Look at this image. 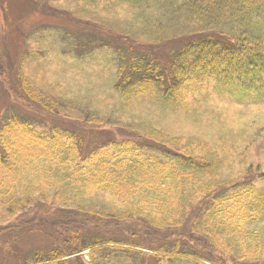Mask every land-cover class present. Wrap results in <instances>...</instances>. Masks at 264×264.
I'll return each mask as SVG.
<instances>
[{
	"label": "trees",
	"instance_id": "trees-1",
	"mask_svg": "<svg viewBox=\"0 0 264 264\" xmlns=\"http://www.w3.org/2000/svg\"><path fill=\"white\" fill-rule=\"evenodd\" d=\"M93 1L101 6H128L130 16L123 17L125 10L116 21L135 22L126 31L121 26L94 29L99 37L113 42V89L121 101L158 98L160 89L167 94L161 100L168 110L180 106L183 110L189 98L207 90L234 98L264 96V0ZM51 9L39 6L38 14L63 19L65 27L71 24L66 21L71 19ZM138 26L142 33L135 29ZM20 85L27 101L34 104L31 87L21 79ZM155 134L140 133L138 138L172 149L169 156L133 139L83 151L78 137L69 140L58 131L42 133L9 114L0 124V208L7 217L22 212L24 216L23 200L28 203L26 197L40 191L50 192L52 201L79 207L95 194L105 195L122 209L114 217L119 237L87 242L90 238L83 229L66 224L53 240L60 249L35 253L17 264H93L95 260L110 264L109 250L114 246L138 253L146 249L142 252L146 257L155 255L157 263L162 257L164 261L182 258L195 264H232L220 255L225 249L238 261L235 264L264 259V229L247 228L264 220V193L255 184L264 181V171L250 166L226 181L227 190L216 191L214 151L198 152L199 145L189 138L170 137L164 131ZM27 168H34V183L22 181ZM190 215L202 222L204 237L211 242L205 243L202 252L182 245L178 238L185 235L181 233L172 234L175 241L168 242L170 235L164 234L161 242L151 241L154 235L150 236L149 228L154 231L171 221L184 224L193 218ZM1 216L5 222V213ZM148 221L151 227L146 226ZM145 237L147 243L136 241ZM187 238L194 239L193 235Z\"/></svg>",
	"mask_w": 264,
	"mask_h": 264
},
{
	"label": "rangeland",
	"instance_id": "rangeland-1",
	"mask_svg": "<svg viewBox=\"0 0 264 264\" xmlns=\"http://www.w3.org/2000/svg\"><path fill=\"white\" fill-rule=\"evenodd\" d=\"M39 6L56 9L63 17L71 19L66 21L72 25L66 24L65 27L61 23L65 21L63 19L40 16ZM118 8L111 3L101 6L93 0H0V124L9 114H15L39 132L50 134L58 131L69 140L78 137V146L83 151L133 139L169 156L172 149L154 146L139 139L138 135L152 133V136H157L155 132L164 131L170 137L189 138L199 145L198 152L209 148L215 152L217 185L213 189L216 191L227 190L226 181L234 180L250 166L258 165L264 171V96H240L238 99L207 90L204 95L199 93L193 99L189 98L183 110L181 106L168 110L161 100L167 94L160 89V104L158 98L152 96L126 102L118 98L113 89V42L102 39L94 30L117 26H121L123 31L129 30L134 21H116L129 8ZM129 14L123 17H129ZM135 29L142 33L140 26ZM20 79L31 87L36 98L34 104L27 101ZM260 142L261 147L258 145ZM26 170L22 181L34 183V168ZM37 175L43 181L41 172ZM255 184L264 193V181H256ZM46 193L40 191L29 195L26 197L28 203L23 200L27 212L24 216L22 212L15 217H7L8 213L0 208V264H17L35 253L46 255L50 250L60 249V243L53 240L57 241L55 234L66 229V224L83 229L90 238L87 242L119 237L114 217H118L122 209L108 196L95 194L79 207L63 200L52 201V194ZM1 213H5V222H1ZM163 223L160 221L158 224ZM201 224L193 217L184 224L183 221H171V224L154 228V231L149 228L148 232L152 233L150 236L154 235L151 241L155 243L164 240L159 238L162 234L170 235L168 242L175 241L171 237L173 233L184 234L178 238L181 244L202 252L205 243L209 246L211 242L204 237ZM151 225L150 221L146 223L147 227ZM247 228L261 231L264 220ZM188 235H193L194 239H188ZM136 241L147 243L148 238ZM139 251L111 247L110 264L193 262L182 258L164 261L159 257L160 262L157 263L155 255L146 257L143 253L146 249ZM220 255L226 262H238L227 249ZM83 258L89 261L86 252ZM244 262L264 264V259ZM104 263L95 260L93 264Z\"/></svg>",
	"mask_w": 264,
	"mask_h": 264
}]
</instances>
